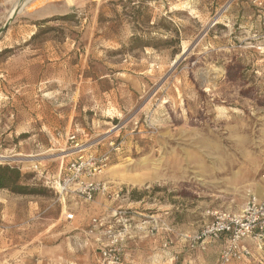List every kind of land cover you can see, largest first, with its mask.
<instances>
[{
	"label": "rangeland",
	"instance_id": "obj_1",
	"mask_svg": "<svg viewBox=\"0 0 264 264\" xmlns=\"http://www.w3.org/2000/svg\"><path fill=\"white\" fill-rule=\"evenodd\" d=\"M137 10L150 45L130 42ZM68 131L99 150L121 143L105 173L134 224L164 214L199 230L208 210H242L264 183L262 14L252 0H0V155L16 157L0 165L39 192L0 188V264L50 262L61 205L32 166L43 159L53 176ZM156 238L128 243L129 256L151 264Z\"/></svg>",
	"mask_w": 264,
	"mask_h": 264
},
{
	"label": "built area",
	"instance_id": "obj_2",
	"mask_svg": "<svg viewBox=\"0 0 264 264\" xmlns=\"http://www.w3.org/2000/svg\"><path fill=\"white\" fill-rule=\"evenodd\" d=\"M252 1L264 19V0ZM59 136L62 137V134L59 133ZM99 144L100 141L84 140L76 131H70L66 133L65 146L56 155L59 160V176L56 179L46 178L43 159L35 160L32 168L45 178L46 185L57 193L58 199L77 198L93 202L98 195L114 199L120 190L100 177L109 166L111 152L119 151L121 143L110 138L108 150H99ZM207 213L210 216L208 222L194 234L183 236L191 248L205 250L224 237L220 253L222 264L242 262L253 255L252 248L244 243L245 240H253L264 248V197L260 198L254 191H249L242 210L213 209ZM72 217L71 213L67 214L68 219ZM113 218L108 221L103 217H93L88 229L89 234L102 232L105 236L102 264H122L123 248L138 225L147 220H152V224L158 223L157 219L150 217L140 224H134L133 215L121 207ZM143 229L148 230V235L157 233L156 227ZM171 244L172 240L167 239L163 247L168 248ZM166 264H173L171 257Z\"/></svg>",
	"mask_w": 264,
	"mask_h": 264
},
{
	"label": "crops",
	"instance_id": "obj_3",
	"mask_svg": "<svg viewBox=\"0 0 264 264\" xmlns=\"http://www.w3.org/2000/svg\"><path fill=\"white\" fill-rule=\"evenodd\" d=\"M43 168L46 171V168ZM116 170L119 172V168L114 169L115 172ZM106 175L107 174L105 173L100 178L107 180L113 188L122 189L120 186H117L110 179H108ZM45 176L46 178L56 179L59 176V169L53 173V176L52 174L50 175V173H46ZM109 176L133 184H143L148 182L146 181L147 179H141L140 177L128 178L119 177L118 175L115 176L113 175V172ZM253 190L260 198L264 197V183L262 180L260 184L253 188ZM120 192L121 191H119V193ZM8 195L9 194H6L5 196V194H2L0 191V202L3 203V208L7 209V211L8 206L4 205V201L5 197H9ZM121 196H123V194L120 193L115 196L114 199L109 200L104 196L98 195L93 202H85L77 198L58 199L61 205V212L54 220L55 222H51V224L46 228V232H49L50 237L52 238L49 245L52 252L51 257L49 258L50 262L47 264H92L91 262H86L89 260L88 258L83 262L77 260L76 253L79 250H87L88 254L89 252L97 253V263L95 262L93 264H102L101 253L105 242V236L102 232L89 234L88 229L90 228L91 219L93 217H103L108 221H111L116 210L121 207V205H119V199ZM125 199H128V197H125ZM5 209L2 212V216L4 217H6ZM70 213L73 217L68 219L67 214ZM11 217L13 224L19 223V214L15 210V206L12 208ZM151 218L157 219L158 223L152 224V220H147L146 222L142 221L140 224L139 222L141 221H138L140 224L138 225L139 227L133 231V235L129 238L123 248L122 264H150L146 261L143 262L138 260L136 256H129L130 251L128 250V243H132V241L138 242L139 239H144L149 236L148 230L143 229L144 227H156L157 230L156 244L152 248L153 253L151 257H153V260L151 261V264H166V262L170 260V257L172 258L173 264H222L220 261V253L225 240L224 237L223 239L210 244L205 250L197 248L193 249L187 244L183 236L187 234H194L198 230H192L193 228L188 227L185 224L174 223L172 221L169 222L164 214L153 215ZM166 220L169 222L167 225H165ZM58 225H60V227H57ZM165 226L167 227L165 228ZM15 236L18 237L19 234L16 233L15 235V232L13 233L14 238H12L13 241L11 246L13 248L20 245L18 241L14 240ZM7 239L8 238H6V235L2 230L0 234V245L2 246V251H5L6 246L7 248L10 247L6 242ZM167 239H171L172 244L168 248H164L163 244ZM244 243L254 250V255L242 262H232L230 264H256L257 262L264 260L263 247H259L256 242L250 239L245 240ZM134 249V251H136L137 247ZM130 250L132 251V248ZM13 252H18V250L14 249Z\"/></svg>",
	"mask_w": 264,
	"mask_h": 264
},
{
	"label": "trees",
	"instance_id": "obj_4",
	"mask_svg": "<svg viewBox=\"0 0 264 264\" xmlns=\"http://www.w3.org/2000/svg\"><path fill=\"white\" fill-rule=\"evenodd\" d=\"M131 17L134 19L135 23V32L131 36L130 42L133 47H142L146 45H150L145 38H143V28L141 27V15L142 12L137 10ZM59 19L58 17H53L51 19H43L39 24H45L51 20ZM142 32V34H141ZM21 172L15 168L10 166H2L0 165V188H7L15 193L21 194H35L39 193L38 190L28 186L27 184L20 182Z\"/></svg>",
	"mask_w": 264,
	"mask_h": 264
},
{
	"label": "bare ground",
	"instance_id": "obj_5",
	"mask_svg": "<svg viewBox=\"0 0 264 264\" xmlns=\"http://www.w3.org/2000/svg\"><path fill=\"white\" fill-rule=\"evenodd\" d=\"M22 9H23V6H20L18 10H22ZM184 50H186V49H184ZM10 159L14 160V159H16V157L15 156H2V155H0V162L2 160H10Z\"/></svg>",
	"mask_w": 264,
	"mask_h": 264
},
{
	"label": "water",
	"instance_id": "obj_6",
	"mask_svg": "<svg viewBox=\"0 0 264 264\" xmlns=\"http://www.w3.org/2000/svg\"><path fill=\"white\" fill-rule=\"evenodd\" d=\"M17 11H18L17 9H16V10H14V14H13V15H15V14L17 13ZM8 23H9V22H8ZM8 23H7V24H8ZM7 24H6V25H7Z\"/></svg>",
	"mask_w": 264,
	"mask_h": 264
}]
</instances>
